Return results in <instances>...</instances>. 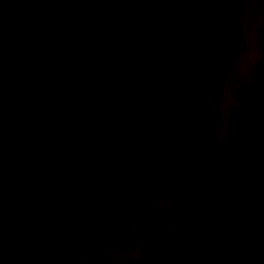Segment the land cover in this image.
<instances>
[{
    "label": "water",
    "instance_id": "water-1",
    "mask_svg": "<svg viewBox=\"0 0 264 264\" xmlns=\"http://www.w3.org/2000/svg\"><path fill=\"white\" fill-rule=\"evenodd\" d=\"M0 264H264V0H0Z\"/></svg>",
    "mask_w": 264,
    "mask_h": 264
}]
</instances>
